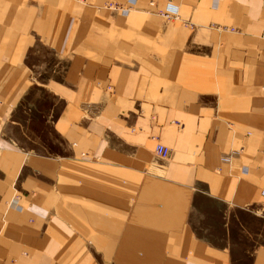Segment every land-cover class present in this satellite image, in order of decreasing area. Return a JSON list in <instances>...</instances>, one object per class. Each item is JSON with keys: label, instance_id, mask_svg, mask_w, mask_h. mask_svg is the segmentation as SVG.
Segmentation results:
<instances>
[{"label": "crops", "instance_id": "crops-1", "mask_svg": "<svg viewBox=\"0 0 264 264\" xmlns=\"http://www.w3.org/2000/svg\"><path fill=\"white\" fill-rule=\"evenodd\" d=\"M127 2L0 0V264H264V0Z\"/></svg>", "mask_w": 264, "mask_h": 264}, {"label": "built area", "instance_id": "built-area-1", "mask_svg": "<svg viewBox=\"0 0 264 264\" xmlns=\"http://www.w3.org/2000/svg\"><path fill=\"white\" fill-rule=\"evenodd\" d=\"M77 1H82V0H77ZM169 3L164 9H159L158 13L164 18V20H173L177 18V8L172 4L173 0H168ZM134 0H128L127 3H108L105 4L106 8H109L110 10H115L118 11L122 14H128L129 11H131L132 6H133ZM155 149V154L159 157L162 158H168L171 155V149L168 148L165 144H161L160 142H157L154 146ZM230 155L226 156V159L229 158ZM260 192L263 198V205H264V184L260 188ZM16 201L15 200H9L7 203L8 206L16 205L14 204Z\"/></svg>", "mask_w": 264, "mask_h": 264}, {"label": "rangeland", "instance_id": "rangeland-1", "mask_svg": "<svg viewBox=\"0 0 264 264\" xmlns=\"http://www.w3.org/2000/svg\"><path fill=\"white\" fill-rule=\"evenodd\" d=\"M40 55H41V60L43 61H45L46 62V65H48V62L49 61H51V57H50V55L48 54V52H47V50H44V49H42L41 51H40ZM33 61H34V59H32ZM36 60V59H35ZM40 60V61H41ZM41 61V62H42ZM50 63V62H49ZM45 75L47 74V72H45L44 73ZM44 74H43V76H44ZM246 238H244L243 240H245ZM246 241V240H245ZM247 242V241H246Z\"/></svg>", "mask_w": 264, "mask_h": 264}, {"label": "bare ground", "instance_id": "bare-ground-1", "mask_svg": "<svg viewBox=\"0 0 264 264\" xmlns=\"http://www.w3.org/2000/svg\"><path fill=\"white\" fill-rule=\"evenodd\" d=\"M166 159V158H165Z\"/></svg>", "mask_w": 264, "mask_h": 264}]
</instances>
